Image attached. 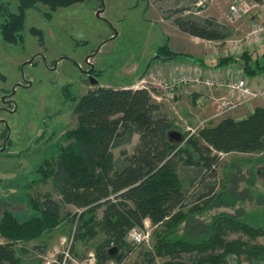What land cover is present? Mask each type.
I'll use <instances>...</instances> for the list:
<instances>
[{
    "label": "rangeland",
    "instance_id": "1",
    "mask_svg": "<svg viewBox=\"0 0 264 264\" xmlns=\"http://www.w3.org/2000/svg\"><path fill=\"white\" fill-rule=\"evenodd\" d=\"M1 1H9L12 11L16 10V0ZM231 2L82 0L52 12L41 3L37 8L28 9L21 40L5 43L0 35V72L6 78L0 81V148H3L0 149V214L8 209L23 220L34 213L32 202L38 203L44 196L57 198L51 178L39 180L38 166L44 158L54 163L59 145L67 144L65 133L76 126V106L82 95L95 86L86 79L91 65L95 70L92 76L99 84L112 88L140 87L136 80L142 73L149 74L150 63L159 60L155 58L158 48L168 46L171 50L190 52L197 49L192 38L172 23L180 7L190 8L183 14L191 12L198 18L213 19L222 25L227 32L226 40L242 37L250 23L231 17ZM45 12L50 15H44ZM32 28L39 30V34L32 32ZM215 46L232 48L233 44L219 40ZM224 56L228 55H221ZM144 84L151 83L145 81ZM153 88L158 94L162 92L157 86ZM260 100L264 101V97L256 99ZM164 106L177 129L188 135L185 118L180 115L181 106L172 102H165ZM206 122L205 119L191 121V128H195L191 134H196L200 127L208 124ZM134 135L130 142L112 149L115 159L131 153ZM196 167L183 163L179 167L183 186L191 191L196 185L189 184L187 178L195 174ZM215 170L218 180L214 195L205 199L207 202L199 200L182 210L185 216L178 225V233L193 238L209 237L219 231V226H224L226 239L246 240L247 236L231 229L225 219L253 225L264 223V149L221 153ZM192 207L194 211H190ZM83 209L68 204L64 219L53 230L33 241L17 242V252H24V263L37 264L39 258L41 264L61 261L63 240L77 231ZM95 211L99 219L102 207ZM135 227L138 226L132 228ZM139 228L149 232L148 239L134 244L127 233L128 249L123 250V259L119 263L110 260L107 264H162L163 258L151 252L154 226L146 220ZM96 241V238L86 242L75 238L71 246L73 260H67L66 264L88 258ZM255 241L264 244V237ZM243 264L247 262L243 260Z\"/></svg>",
    "mask_w": 264,
    "mask_h": 264
},
{
    "label": "trees",
    "instance_id": "2",
    "mask_svg": "<svg viewBox=\"0 0 264 264\" xmlns=\"http://www.w3.org/2000/svg\"><path fill=\"white\" fill-rule=\"evenodd\" d=\"M79 1L82 0H16V10L12 11L9 1L0 0L1 38L10 44L21 40L25 13L39 3L52 12ZM184 11H190L189 6L178 8L179 14L172 17L179 30L207 40L227 38L224 27L215 20L198 18L191 12L183 14ZM44 15L49 16L50 12ZM31 30L39 34V30ZM155 58L198 61L168 46L158 48ZM231 61L238 63L246 76L264 73V46L260 52L244 49L236 57H221L217 64ZM94 73L90 68L88 74ZM5 79L0 72V81ZM172 129L177 127L148 87L88 89L76 106V126L65 133L67 144L59 145L54 163L44 158L38 166L39 180L51 178L57 198L44 196L40 202H32L34 213L23 220L8 209L0 214V239H4L0 240V264H25L23 250L17 252V242L27 243L53 230L64 219L68 204L84 208L73 241L96 238L92 251L96 264L110 260L119 263L123 250L128 249V231L134 226L143 227L146 220L155 228L151 252L163 258L162 264L264 262V244L255 241L264 237V223L253 225L225 219L231 229L246 235V240L226 239L224 226L209 237L193 238L178 233V225L185 216L182 210L214 195L218 180L215 168L221 153L264 149V106H256L242 119L224 116L200 127L196 134L183 133V143L168 137ZM133 134L138 138L131 153L115 159L112 149L130 142ZM181 163L197 165L195 174L187 178L189 184L196 185L195 190L183 186ZM100 207L101 216L96 219L95 210ZM190 211H194L193 207ZM111 246L118 247L114 256L107 253ZM37 260L41 264L42 259Z\"/></svg>",
    "mask_w": 264,
    "mask_h": 264
},
{
    "label": "crops",
    "instance_id": "3",
    "mask_svg": "<svg viewBox=\"0 0 264 264\" xmlns=\"http://www.w3.org/2000/svg\"><path fill=\"white\" fill-rule=\"evenodd\" d=\"M264 5V2L261 3ZM243 19L247 20V24L250 23L251 20L247 17ZM174 25V24H173ZM247 32V31H246ZM189 35V34H188ZM192 42L194 46H197V49H193V52L185 51V50H173L178 53L187 54L189 57L197 58L198 61L189 58H178V59H160L150 63L151 71L156 72V74L162 75L163 77H169L174 74L184 72H197L202 76L212 77L219 80H230V79H239L243 78L248 81L252 86L264 85V73L258 74L256 76H246L241 70L240 66L236 62H228L223 65H218L219 58L221 55H228L232 57L238 56L242 50L244 49H253L260 51L262 46H264V38L260 40L259 43L248 45L246 43L241 44L239 46H235L234 48H227V46H213L212 48L204 44L203 42H207V39H202L199 37L191 36ZM202 44H201V42ZM200 45V46H199ZM218 45V43H217ZM225 45V44H224ZM224 47V48H223ZM218 48V52L216 49ZM224 49V50H222ZM150 72V71H149ZM148 74L142 73L137 78V82L140 83V87L144 85L145 81L150 82V79L147 78ZM149 77V76H148ZM148 79V80H147ZM134 81H132L133 84ZM128 83V82H127ZM151 83V82H150ZM126 84V83H125ZM96 86H104L102 84L97 83ZM151 88L153 99L160 105L162 111L166 113L168 116L170 114L166 110V106L164 103H173L174 105L181 106L180 115L185 119L184 122L187 124L186 127H191V121L198 120H206L210 118L214 112L218 110L219 107V99L224 95V91L217 87H207V86H183L176 98L172 99L170 102L164 96L163 91L161 93H156L154 91L153 84L147 85ZM93 87V88H94ZM130 87L128 85H121L119 88ZM89 88V89H93ZM135 88V87H131ZM169 101V102H168ZM256 106H264V101H252L250 103H246L238 108L231 110L222 116H217L215 118L209 119L206 123L216 122L220 118L224 116H230L234 119H242L250 114ZM135 136V135H134ZM137 134L134 137V144L137 142ZM113 151V150H112Z\"/></svg>",
    "mask_w": 264,
    "mask_h": 264
},
{
    "label": "built area",
    "instance_id": "4",
    "mask_svg": "<svg viewBox=\"0 0 264 264\" xmlns=\"http://www.w3.org/2000/svg\"><path fill=\"white\" fill-rule=\"evenodd\" d=\"M229 11L231 17L234 19H242L247 17L251 20L249 30L240 38L233 40H224L225 43H232L234 48L242 43L248 45L257 44L262 38H264V5L254 0H232L229 5ZM251 17H253L251 19ZM209 45H217L216 40H207ZM88 64L90 65V61ZM151 84L161 89L168 99H174L179 90L186 85L190 86H207L217 87L222 89L225 93L219 99V107L216 112L209 119L217 116L225 115L231 110L238 108L246 103H250L258 98L264 97V85L252 86L246 79H230L219 80L212 77L202 76L197 72H180L169 77H163L156 72L150 71L148 74ZM150 84V85H151ZM148 87L147 84L142 85ZM141 86V87H142ZM151 90V88H149ZM152 94V92H151ZM203 124V123H202ZM195 129V128H194ZM194 129L187 127L188 135L194 132ZM149 237V232L142 230L139 227L132 228L128 232V238L134 244H140L146 241ZM73 232L69 237L63 240L65 244L64 250H62V260L56 262L57 264H66L67 260H73L71 255V246L73 243ZM76 264H96L94 253H89V257ZM113 264V263H110Z\"/></svg>",
    "mask_w": 264,
    "mask_h": 264
},
{
    "label": "water",
    "instance_id": "5",
    "mask_svg": "<svg viewBox=\"0 0 264 264\" xmlns=\"http://www.w3.org/2000/svg\"><path fill=\"white\" fill-rule=\"evenodd\" d=\"M98 13V11H97ZM253 17H251L252 19ZM90 68H92V65L90 66ZM88 81L90 84L92 85H96L98 83L97 79L94 78V76L92 75H88ZM168 137L173 140L176 143H182L184 140V136L182 131L177 130V129H172L168 132ZM3 149V148H0ZM118 251V247L117 246H111L107 249V253L109 256H114Z\"/></svg>",
    "mask_w": 264,
    "mask_h": 264
},
{
    "label": "flooded vegetation",
    "instance_id": "6",
    "mask_svg": "<svg viewBox=\"0 0 264 264\" xmlns=\"http://www.w3.org/2000/svg\"><path fill=\"white\" fill-rule=\"evenodd\" d=\"M86 78V77H85ZM86 79H88V74H87V78Z\"/></svg>",
    "mask_w": 264,
    "mask_h": 264
}]
</instances>
